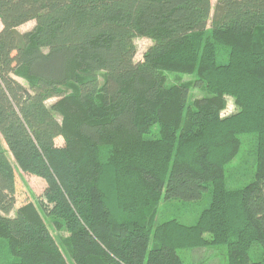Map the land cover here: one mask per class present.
<instances>
[{"label": "trees", "instance_id": "obj_1", "mask_svg": "<svg viewBox=\"0 0 264 264\" xmlns=\"http://www.w3.org/2000/svg\"><path fill=\"white\" fill-rule=\"evenodd\" d=\"M244 145L253 179L229 187ZM14 164L44 209L18 201ZM204 194L191 222L157 221L161 199ZM221 246L264 264V0H0V264H206Z\"/></svg>", "mask_w": 264, "mask_h": 264}, {"label": "rangeland", "instance_id": "obj_2", "mask_svg": "<svg viewBox=\"0 0 264 264\" xmlns=\"http://www.w3.org/2000/svg\"><path fill=\"white\" fill-rule=\"evenodd\" d=\"M216 0H211L212 5H214ZM34 20H30L19 27H17L19 32H25L34 26ZM136 44V54H135V61L142 59L143 52L147 49V47L151 44V41L145 37H138L135 39ZM166 75V83L171 84L176 81H190L193 78V75L189 74H181L175 72H165ZM19 83H21L24 87H27V84L24 80L18 77H14ZM204 90L190 87L189 94L190 97L187 101H192L194 98L201 97L204 95ZM189 96V95H188ZM226 102L224 108L221 110V116L227 115L234 111V103L233 99L230 96H225ZM55 99H49L48 103H51ZM157 127H153V131H156ZM56 145H63V139L61 136H58L55 139ZM238 157H240L238 159ZM14 166H16L14 164ZM231 168L227 172V184L229 187H241L244 184L250 182L253 179L254 175V164L252 163L251 156L247 150V147L244 145L242 151L239 156L235 158V160L231 163ZM15 175H16V194L19 202H24L25 199L33 200L40 205L42 209H44L47 204V200L44 198V189L46 188L45 181L35 175H31L28 173H24L21 170L15 167ZM231 171V175H230ZM209 197L208 195L204 194L200 201L180 205V201L177 200H169L165 201L161 199L159 202L158 209L161 211L159 215V219H170L176 218L181 220L185 223L191 222L190 219L195 217L197 213L201 211V209L205 208L208 205ZM44 207V208H43ZM13 213V212H12ZM11 213V215H13ZM43 213V212H42ZM44 215V213H43ZM44 218L47 222V226H49V217L44 215ZM51 233L54 235L57 241H60V237L62 238V245L61 247L64 249L65 256L71 261L70 254L63 243V238L67 235L64 230L54 232L51 230ZM4 242V241H2ZM4 252L6 254L5 260L12 261L13 258L10 256L6 244L3 246ZM209 255L206 257L207 263L206 264H223L224 263V254L225 249L223 246L218 248H212L211 251H208ZM180 255L183 256L186 264H197L200 261L204 260V256L202 252H196L193 255L190 251H180ZM251 258L254 259H262L264 258V251L262 249L252 248L251 249ZM214 259L212 262L211 260ZM72 262V261H71Z\"/></svg>", "mask_w": 264, "mask_h": 264}]
</instances>
